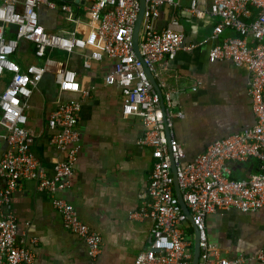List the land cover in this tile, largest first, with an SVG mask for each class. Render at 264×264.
<instances>
[{
  "label": "built area",
  "instance_id": "1",
  "mask_svg": "<svg viewBox=\"0 0 264 264\" xmlns=\"http://www.w3.org/2000/svg\"><path fill=\"white\" fill-rule=\"evenodd\" d=\"M90 1L93 4L87 16L94 30L83 39L76 31L62 35L43 27L39 9L43 4L51 10L58 8L54 0H0V142L5 144L0 156V264H39L31 246L19 238L12 203L13 195L26 181H35L37 189L49 194L64 227L85 240L93 259L101 252L102 236L81 219L76 206L62 195L71 186L81 150L77 119L83 100L92 95L95 86L83 87L77 73L53 54L61 50L72 55L85 51L96 41L100 42V50L85 57L84 68L90 69L92 60L101 61L104 56L115 60L105 84L120 89L122 116L142 121L145 130L138 144L152 151L149 183L141 192L142 206L133 215L154 220L153 238L150 247L129 264H191L184 231L189 220L176 192V180L199 233L201 253L197 264H241L253 260L264 263V251L232 260L220 257L206 232V219L215 212H264V0H211L207 14L219 22L200 45L211 44L209 62L226 60L238 69L249 70V95L256 124L211 142L203 153L186 163V153L172 131L175 118L182 119L184 115L174 113L176 102L171 91L163 94L162 105L148 75L160 77L161 61H173L180 50L197 46L182 47L183 33L176 19L164 30L154 27L161 8L176 6L175 0H145L141 58L135 52L133 39L141 0ZM61 9L70 12L67 6ZM190 12L197 18L205 14L198 9L196 0H191ZM66 20L81 21L73 19L72 14ZM225 29L235 36L219 40ZM24 43L33 46L34 61L28 62L22 55ZM48 74L53 76L60 95L80 96L62 101L49 115L50 144L64 155L53 166L51 177L33 152L34 139L25 127L26 104ZM249 160L259 164V171L245 180H232L229 163L245 164ZM36 242L34 238L32 244Z\"/></svg>",
  "mask_w": 264,
  "mask_h": 264
},
{
  "label": "crops",
  "instance_id": "2",
  "mask_svg": "<svg viewBox=\"0 0 264 264\" xmlns=\"http://www.w3.org/2000/svg\"><path fill=\"white\" fill-rule=\"evenodd\" d=\"M58 8L45 4L39 9L40 21L50 33L76 35L86 39L94 24L88 19L90 0H54ZM176 6L165 5L155 21L156 30H164L172 19L180 22L182 47L197 45L193 50H180L173 61L164 59L158 65L160 77L155 80L162 93L171 91L176 106L172 131L186 153L185 163L203 153L211 142L252 128L256 118L249 95L250 73L247 68H236L230 61L209 62L211 44L200 45L212 32L219 19L207 12L211 0H196L204 12L197 18L190 12L191 0H175ZM67 6L69 13L62 11ZM73 19L88 23L67 21ZM235 36L223 30L219 40ZM33 46L24 43L22 55L34 61ZM100 50L96 41L85 51L72 55L55 50L54 56L66 62L78 75L85 88L95 86L92 95L83 100L77 119L81 132V150L75 166L71 186L62 195L73 203L81 217L102 236V248L93 259L83 238L66 229L61 215L53 207L48 193L37 189L35 181H26L12 197L13 209L19 224V238L31 246L39 264H129L151 245L154 220L133 215L142 206L141 192L148 186L153 166L151 148L140 146L145 127L137 117L122 116L123 99L120 89L107 86L105 77L112 71L115 60L104 56L92 60L85 69V57ZM165 67V69H164ZM79 99L78 94L60 95L52 75H45L26 104V130L34 143L32 150L46 174L53 175V166L64 155L50 144L48 119L62 102ZM5 144L0 142V156ZM232 180L241 181L259 171V164L231 166ZM177 192V191H176ZM187 253L193 262L195 230L190 222L184 226ZM206 232L220 257L232 260L264 251V212L243 214L237 210L218 211L206 219ZM37 238L36 244L32 240ZM241 264H264L246 261Z\"/></svg>",
  "mask_w": 264,
  "mask_h": 264
},
{
  "label": "water",
  "instance_id": "3",
  "mask_svg": "<svg viewBox=\"0 0 264 264\" xmlns=\"http://www.w3.org/2000/svg\"><path fill=\"white\" fill-rule=\"evenodd\" d=\"M140 2H141L140 12H139L138 20H137L135 28H134V35H133L134 49H135V52H136V54H137V56L139 58H141V54H140V32H141V27H142L144 11H145V7H146L145 0H141ZM148 75H149L150 82L152 83V85L154 86L155 90L159 94L160 99L162 101V105H163V93H162L158 83L156 82L153 74L148 73ZM247 163L248 164H252L253 161L249 160ZM232 164L233 163H229L230 166H232ZM174 173H176V166H174ZM251 175L252 174L250 173L248 175V177L251 176ZM175 188H176V191H177V195L180 198V203H181V205L183 207V210L187 213L188 220L192 224V226H193V228L195 230V254H194L193 262L191 264H197L199 255L201 253L199 233L196 230L195 223H194V220H193V218H192V216H191V214L189 212V209L187 208L186 203L183 200V197H182L181 192H180L179 182L177 180L175 181Z\"/></svg>",
  "mask_w": 264,
  "mask_h": 264
}]
</instances>
